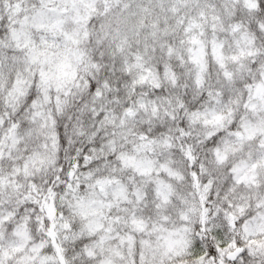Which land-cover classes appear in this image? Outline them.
Masks as SVG:
<instances>
[{"label": "snow or ice", "instance_id": "1", "mask_svg": "<svg viewBox=\"0 0 264 264\" xmlns=\"http://www.w3.org/2000/svg\"><path fill=\"white\" fill-rule=\"evenodd\" d=\"M0 264H264V0H0Z\"/></svg>", "mask_w": 264, "mask_h": 264}]
</instances>
